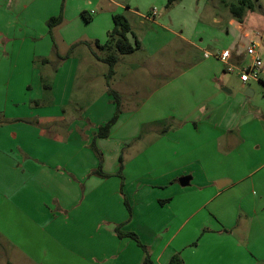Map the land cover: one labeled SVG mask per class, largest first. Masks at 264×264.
<instances>
[{
	"label": "crops",
	"instance_id": "crops-1",
	"mask_svg": "<svg viewBox=\"0 0 264 264\" xmlns=\"http://www.w3.org/2000/svg\"><path fill=\"white\" fill-rule=\"evenodd\" d=\"M218 1L222 10L202 7V17L197 6L199 22L135 12L141 24H151L137 33L127 20V38L139 49L117 55L103 88L89 79L95 68L104 71L95 42L105 43L110 25L98 22L84 37L81 13L85 23H95L92 9L74 2L69 16L65 0H35L29 6L15 1L14 7L11 1L2 11L6 44L37 46L36 55H7L6 67L21 78L25 97L10 107L6 96L0 101V238L22 253V261L142 264L134 241L116 236L120 225L138 237L153 264H166L174 254L183 264H264V131L260 123L252 130L234 104L242 100L238 88L248 95L242 108L253 104L249 81L239 79L252 58L233 32L249 39L244 21L255 19L256 6L234 28L225 5L231 3ZM60 12L61 23L48 34L46 21ZM72 17L76 25L68 22ZM259 36L252 33L264 45ZM78 44L90 57L74 54ZM226 50L223 60L219 54ZM66 54L55 69L41 62ZM227 65L232 72H225ZM257 83L264 85V78ZM108 90L118 94L120 113L109 135L96 138L115 112ZM79 108L77 118L72 109ZM255 112L264 117V106ZM92 140L107 177L92 174L98 163ZM119 158L121 177L115 174Z\"/></svg>",
	"mask_w": 264,
	"mask_h": 264
},
{
	"label": "rangeland",
	"instance_id": "rangeland-1",
	"mask_svg": "<svg viewBox=\"0 0 264 264\" xmlns=\"http://www.w3.org/2000/svg\"><path fill=\"white\" fill-rule=\"evenodd\" d=\"M13 1V7L15 6V1L17 3L21 1V3H24L25 5L29 6L33 3L35 0H0V16L3 15L2 11L6 10L7 5ZM228 3H235L236 0H224ZM67 2V3H66ZM78 2L80 6L84 7L86 11L93 10L94 15H92V19L94 20V17H98L95 23H85L83 18L82 20V27H83V36L90 38L95 33V24L98 22H101V25L104 23H107L110 25V30L113 27V22L111 19V15L114 14H121L123 15L126 20L131 24L134 31L137 33L142 32L143 30L147 29V27L150 26L151 23L142 20L144 23H140V18L136 15L137 13H142L145 15L146 12L151 11L152 9H155L158 13L157 18L159 15H161L159 18L162 21H168L169 17L174 19L175 22H179V20L182 18L183 15H188L192 17L195 22H199V19H197V6H199V14H201L200 17L203 16L204 11L208 7L216 6L219 10H222V5L219 3V1L215 0H174L170 5H167L168 0H65L66 3V9L67 14L70 16L71 10L70 6L72 3ZM114 3H118L119 5H123V7L118 8ZM62 4V2L60 1ZM255 19L249 17L245 19L244 26L248 29L249 39H243L240 37V31L236 30V33L233 32V38L235 40L241 39L243 42V51L248 47L250 42H253L255 50L260 54L261 62H264V45H262L261 41L258 39L260 37V34H264V0H257V3L255 4ZM125 7L130 8V11H126ZM204 7V11L201 12L200 8ZM14 10V8H13ZM12 10V11H13ZM227 14L228 11H226ZM13 14V13H12ZM226 14V13H225ZM4 16V15H3ZM74 17L69 19L68 22L74 23ZM234 25L233 27L236 28V24L238 21L234 19ZM237 21V22H236ZM80 24V23H79ZM76 25V24H75ZM162 30V29H161ZM255 33V35H258V37H252V33ZM130 36V35H129ZM131 37V36H130ZM262 37V36H261ZM250 41V42H249ZM20 43V40H18L15 44L8 43L6 44L5 40H3L2 35L0 36V101L4 102L3 98L5 96L7 97V104L8 107H10L15 101L18 99H24V93H21L19 91V85L22 83L21 78H17L18 75L14 74L11 75L8 70V65L10 63V60L8 61L7 55L16 54L17 52L23 53V54H30L33 53L36 55V45H18ZM83 44V43H82ZM75 48V47H74ZM96 52V49H94ZM64 52L67 51V49L63 50ZM61 51V53H64ZM74 54H76L80 59L84 57H90L88 51L84 49L83 45L78 44V46L73 50ZM11 53V54H10ZM118 54L114 49L111 50H101L98 51L99 56L105 57L109 54ZM32 55V54H30ZM35 57V56H34ZM40 59L34 58L33 63L36 68L41 69V62ZM122 61H120L121 63ZM82 63V60H81ZM7 66V67H6ZM102 70H99L98 68H95L94 70L90 71L91 76V83H96L100 88L104 87L105 81H107L106 75L108 72V65L106 63L100 65ZM174 67H178V65L174 64ZM4 70V71H3ZM5 70H8L7 72ZM259 76L264 78V74L259 73ZM81 75V78L78 81L81 83V80H83ZM231 79L234 80L237 83V80L235 79V75H231ZM249 84L251 85V88L254 92L253 96L250 97V100L253 101V104L248 107L245 105L242 108V102L244 100V90L239 89L238 91L241 92L242 100L239 101V99H236L235 101V112L241 111L244 112L246 117L250 118V124L251 129L254 130L257 123L261 124V131H264V117H261L260 114L255 112L256 106H264V85H261L257 83V80H250ZM233 94V95H232ZM231 96H235V92H232ZM247 97V96H245ZM238 98V97H236ZM43 102L39 101V104H42L43 106H47V102L45 100H42ZM255 102V103H254ZM239 104V105H237ZM35 106V105H32ZM38 107V106H37ZM36 108V107H33ZM73 115L77 118L81 117L83 114V109H72ZM123 111V110H122ZM251 130V131H252ZM125 146H123L124 148ZM127 147L124 149V154H127L126 152ZM122 153V152H121ZM121 164H124V161H127V156L125 157V160H121ZM117 171V170H116ZM118 176V175H117ZM119 177V176H118ZM22 253L19 252L18 249L11 247L9 245V242L5 238H0V264H28L26 261H22L20 259V256ZM67 260L69 261L68 257ZM71 262V261H69ZM36 264V263H34Z\"/></svg>",
	"mask_w": 264,
	"mask_h": 264
},
{
	"label": "trees",
	"instance_id": "trees-1",
	"mask_svg": "<svg viewBox=\"0 0 264 264\" xmlns=\"http://www.w3.org/2000/svg\"><path fill=\"white\" fill-rule=\"evenodd\" d=\"M174 0H168L167 5H170ZM223 2V0H220ZM257 0H236L235 3H231V4H225L226 7L228 8L229 13L231 14V16L237 20L238 22L242 21V18L244 16V14L246 13V11H253L255 4H256ZM82 18H84V20L88 21L89 19L85 16V13L82 12L81 13ZM62 21V17H61V12L56 15V16H52L50 17L47 21H46V27L48 30V34L51 33V30L56 27L57 25H59ZM112 22H113V27L112 29L107 33V38L106 41L103 45H99L97 42H95V46L101 50L107 49V50H111L114 49L118 54H109L105 57H99L97 56V59L100 60L103 63H106L108 65V72L106 75V78L108 79L111 75H112V68L113 66L116 64L117 62V55H126V54H130L133 53L134 51L139 49V43L136 40H133L132 42H130L127 38L128 34H132L131 33V29L130 26L126 20V18L121 15V14H114L112 15ZM73 48V46H71L68 49V54L71 51V49ZM66 54L63 57L57 56L55 55V60L53 62L49 61L48 59H42L41 62L45 63V64H50L52 63L54 66V69L56 67V65L65 57H67ZM44 89L48 88L46 84L43 85ZM108 95L111 96L112 102L115 105V112L112 115V117L103 125L99 126L96 130L95 133V137L96 138H105L109 135L110 129L113 126V124L116 122L118 115H119V96L117 93H115L112 90H108ZM2 121L0 120V123ZM90 149L92 150V152L95 154L98 163H97V167L95 170L92 171L93 175H97L100 177H107V174L102 173L101 171V155L98 152V150L96 149L95 145H94V141L92 140L90 143ZM121 158L118 159V167H117V171L115 172L116 175H118L119 177H121V169H122V164H121ZM124 206L126 207V210L128 211V213L130 212V207L127 204V202L124 200ZM120 225H118L117 227H115L114 231L115 234L118 238H129L132 241H134V243L137 245V247H139L142 251L143 254V258H142V264H153L150 255L148 253V250L146 249V247L139 241L138 237L131 232H124L120 229ZM166 264H183L182 259L180 258V256L178 254H174L172 255L168 262Z\"/></svg>",
	"mask_w": 264,
	"mask_h": 264
},
{
	"label": "built area",
	"instance_id": "built-area-1",
	"mask_svg": "<svg viewBox=\"0 0 264 264\" xmlns=\"http://www.w3.org/2000/svg\"><path fill=\"white\" fill-rule=\"evenodd\" d=\"M157 11L152 9L150 11V16L156 15ZM246 55L252 58V63L244 68L239 70V79L242 83H246L250 80H258L259 79V71L262 65L260 58L257 56L255 48L253 46H249L246 49ZM208 53H204V57H208ZM219 57L223 60H226L229 57V52L223 51L219 54ZM233 70V66L227 65L225 68V72L230 73Z\"/></svg>",
	"mask_w": 264,
	"mask_h": 264
},
{
	"label": "water",
	"instance_id": "water-1",
	"mask_svg": "<svg viewBox=\"0 0 264 264\" xmlns=\"http://www.w3.org/2000/svg\"><path fill=\"white\" fill-rule=\"evenodd\" d=\"M244 95H245V96H248L247 93H245V92H244Z\"/></svg>",
	"mask_w": 264,
	"mask_h": 264
}]
</instances>
